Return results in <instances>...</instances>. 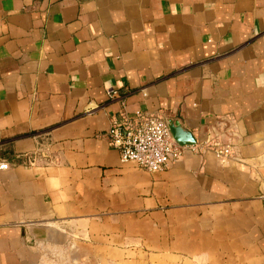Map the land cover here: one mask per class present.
Instances as JSON below:
<instances>
[{
	"label": "crops",
	"instance_id": "crops-1",
	"mask_svg": "<svg viewBox=\"0 0 264 264\" xmlns=\"http://www.w3.org/2000/svg\"><path fill=\"white\" fill-rule=\"evenodd\" d=\"M137 111L237 158L123 163ZM39 148L0 170V264H264V0H0V160Z\"/></svg>",
	"mask_w": 264,
	"mask_h": 264
},
{
	"label": "built area",
	"instance_id": "built-area-1",
	"mask_svg": "<svg viewBox=\"0 0 264 264\" xmlns=\"http://www.w3.org/2000/svg\"><path fill=\"white\" fill-rule=\"evenodd\" d=\"M118 93L117 90H110L109 96L115 97ZM231 127L230 122H225L223 127L212 130L204 140L193 146L212 151L219 160L236 159L235 147L226 139ZM108 135L111 144L120 152L121 162H134L151 172L161 171L179 162L187 147L176 141L165 119L145 115L141 111H137L134 118L115 122L108 129ZM43 153L42 148H39L34 152L15 156L10 161L0 160V170L18 164L35 165Z\"/></svg>",
	"mask_w": 264,
	"mask_h": 264
},
{
	"label": "water",
	"instance_id": "water-1",
	"mask_svg": "<svg viewBox=\"0 0 264 264\" xmlns=\"http://www.w3.org/2000/svg\"><path fill=\"white\" fill-rule=\"evenodd\" d=\"M174 138L180 145H195L196 140L191 137L190 133L185 130L182 126L177 125L176 127L173 125H169Z\"/></svg>",
	"mask_w": 264,
	"mask_h": 264
},
{
	"label": "rangeland",
	"instance_id": "rangeland-1",
	"mask_svg": "<svg viewBox=\"0 0 264 264\" xmlns=\"http://www.w3.org/2000/svg\"><path fill=\"white\" fill-rule=\"evenodd\" d=\"M148 249V248H147ZM150 249V248H149ZM200 264V263H199Z\"/></svg>",
	"mask_w": 264,
	"mask_h": 264
}]
</instances>
